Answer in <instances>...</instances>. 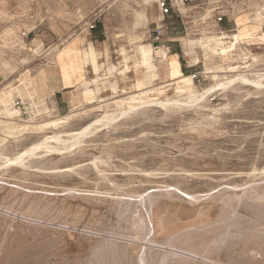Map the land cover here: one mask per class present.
Returning a JSON list of instances; mask_svg holds the SVG:
<instances>
[{
    "label": "rangeland",
    "instance_id": "1",
    "mask_svg": "<svg viewBox=\"0 0 264 264\" xmlns=\"http://www.w3.org/2000/svg\"><path fill=\"white\" fill-rule=\"evenodd\" d=\"M138 2L0 0V93L9 95L0 106V264H264V87L216 88L194 107L136 102L73 147L65 135L117 116L124 107L113 103L136 94L137 80L148 90L168 85L160 55L148 76L134 64L141 43L177 54L197 93L215 86L216 68L240 67L218 74L221 81L264 74V0H185V15L160 0L169 8L163 16L160 3L142 4L149 21L135 30ZM96 23L100 31L91 32ZM222 33L239 41L225 59L200 44ZM84 47L107 60L87 64ZM94 74L114 89L88 105L91 90L80 85ZM68 79L77 82L62 88ZM153 99L178 98L167 86L139 103ZM12 113L19 116L9 135ZM67 115L65 124L32 127ZM23 125L30 128L21 134ZM53 133L70 142L50 141L55 153L42 146L5 166Z\"/></svg>",
    "mask_w": 264,
    "mask_h": 264
},
{
    "label": "bare ground",
    "instance_id": "2",
    "mask_svg": "<svg viewBox=\"0 0 264 264\" xmlns=\"http://www.w3.org/2000/svg\"><path fill=\"white\" fill-rule=\"evenodd\" d=\"M141 1H142L141 3H139V2L137 3L138 9L133 10V12L131 13V15H132L131 16L132 17V27L135 30L144 29L147 26L148 21H149L148 15H147L146 11L144 10V7L142 6V4L145 5V4H151L152 3L155 6H157V9L159 10L160 0H141ZM172 2H173V6L178 11H180L183 15L186 14L187 8H186L185 4L182 3L181 0H172ZM161 21H162V18L160 17V14H159L157 17V22L160 23ZM191 42L192 41H189V42L186 41L184 50L182 52L183 55L185 57H188V58H190V56L192 54L190 49H188V45H190ZM238 42H239L238 36L228 35V34L222 33L220 36L206 37V38H204V41L200 42V44L206 52H210L212 55H216V56H219V57L225 59V58H228V56H231V54L236 51V45ZM82 53L84 54V56L86 58L90 59L89 62L87 63L89 65L92 64V61H91L92 57L93 58L95 57V59L97 61L102 60L103 58L106 59V56L104 54H102L100 52L96 53L91 48H85L84 47L82 50ZM154 55L155 56L160 55L162 57V61L166 67V76L168 79V85L164 86L163 89L148 90V89H146V87L145 88L143 87L145 84L142 83L141 80H137V83L134 86L136 94H134L133 96H130L124 100L115 101L113 103L115 105V107H118V108L124 107V109L118 110L119 113L117 116L108 117L105 114L101 118L96 119L93 122H91L87 127L82 129L81 131L75 132V133L65 134L67 136H71V139H72L71 141H73V143L71 145L72 147L78 144L79 138L82 137L91 127L98 125V124L103 125V124L112 123L115 119H118V117H124V116L128 115L130 112L134 111L135 109L132 106V104L136 103V102L138 104H140V105H138L140 107H142L143 105H150V104L158 105L160 107H166V106L173 105V104H180V105L187 106V107H194L198 103L203 101L204 98L210 93V91H212L216 88L224 90L228 86H230L234 83H240V84H244V85L249 84L254 88L260 87V89L264 87V85L261 82V80L264 78V74L259 75L256 80H252V81L248 80L245 77V75L241 74V73H238L237 75H235L231 79H227L226 81L219 80V78H221V77L218 74H226V73L234 72L235 70L240 68L238 66H228L226 69L216 68L215 73H213L214 79L216 80L215 86L213 88L205 90L202 93H199V92L197 93L194 91V85L195 84L193 83V79H192L193 77L188 76V75H184L182 73L180 62L178 60V56L173 55V54L168 55V49L165 47H161V48H158L157 50H154L149 45H146L143 43L139 44L135 48L134 64L136 65V67H139L143 71H145L146 72L145 74L148 76V75H150V73H149V71L147 72V70L150 68V64H151V61L153 60ZM211 60H212V58H211ZM126 61L127 60H125V63H123L124 65H123V69L120 71L121 73L128 69L125 66ZM74 65H75L74 68L76 70H78L81 66L80 60L78 59V62ZM109 69L111 70L110 72H112L115 70V67L111 66ZM208 74H211V72ZM102 77L100 75L94 74L93 78H89L87 81H85V79H84V80H82L81 85L79 84L81 86V88H83L84 90H86V91L88 89L91 90V93H89L84 98V101H83L84 103H86L88 105L95 103V98L98 97L100 90L102 88H105L107 85L111 86L112 90L114 89V87H112V85L108 81V76L106 77V74H105ZM75 82H77V80L74 81V80L68 79L67 81L64 82V84H61L60 86L62 88H65V89L71 88L70 85L74 84ZM167 86H174V92L178 98L175 102H170L167 99H163L162 101H160L159 99H157V101L155 99H153V101H148L144 104L139 103L143 99H149V95L152 93H155L156 96L163 94L165 91V87H167ZM53 89H54V87L52 86L50 88V91H52ZM8 101H9V95L5 92H1L0 93V106L1 107L6 106L8 104ZM69 105L73 108L77 107V104H75L74 99H71L69 101ZM73 113L74 112L71 111L70 115H72ZM16 114H13V113L10 114V116H11V119L9 120L10 125L6 127L9 135H11L12 132L16 128V127H12L13 125L16 124L15 118H17L19 116L18 113H16ZM69 116L67 115L65 117H58L56 119L50 120V121L42 123V124H37V125H34L32 127L36 126V128H40V129L43 127H50V128L56 127L58 125L65 124L66 120L69 118ZM21 128L22 129L19 132L25 133L26 131L29 130L30 127H29V125H23V126H21ZM6 129H4V130H6ZM41 130H43V129H41ZM61 135H62L61 133H53L52 135L44 137L43 143L37 144V145L31 147L30 149L23 151L18 157H15L13 159H7V160L5 159V161H6L5 166H7V165H22L24 157L34 156L35 155L34 152L37 149H40V147H42V146H46V147H44V149L47 152H54L55 153L56 151H58L54 148L55 146L49 147V146H47V144L50 141L57 143V144H59V143L66 144L69 140L68 141L63 140ZM0 159H2L1 155H0Z\"/></svg>",
    "mask_w": 264,
    "mask_h": 264
},
{
    "label": "built area",
    "instance_id": "3",
    "mask_svg": "<svg viewBox=\"0 0 264 264\" xmlns=\"http://www.w3.org/2000/svg\"><path fill=\"white\" fill-rule=\"evenodd\" d=\"M182 1V3L184 4V2H185V0H181ZM166 6H165V3L164 2H162V3H160V12L162 13V16L164 15V14H168V12H169V8H165ZM161 29L159 28V27H157L156 26V32H157V35H160L161 34ZM156 40H158L159 39V36H156V38H155Z\"/></svg>",
    "mask_w": 264,
    "mask_h": 264
},
{
    "label": "crops",
    "instance_id": "4",
    "mask_svg": "<svg viewBox=\"0 0 264 264\" xmlns=\"http://www.w3.org/2000/svg\"><path fill=\"white\" fill-rule=\"evenodd\" d=\"M172 1V0H171ZM172 7H173V2H172ZM94 26L95 25H92L90 28H91V32H95V31H97V30H93L94 29ZM93 28V29H92ZM98 31H100L99 29H98ZM99 34V33H98ZM99 37V36H98ZM100 37L102 38V33H100ZM95 39H96V37H94ZM93 38V39H94ZM181 46H182V44H181ZM170 54H172V53H170ZM175 55H177V54H175ZM178 56V55H177ZM179 60V59H178ZM181 66V65H180Z\"/></svg>",
    "mask_w": 264,
    "mask_h": 264
},
{
    "label": "trees",
    "instance_id": "5",
    "mask_svg": "<svg viewBox=\"0 0 264 264\" xmlns=\"http://www.w3.org/2000/svg\"><path fill=\"white\" fill-rule=\"evenodd\" d=\"M92 29H93V28H92ZM98 29L100 30V29H101V26H100L99 23H96L95 26H94V29H93V30H98ZM98 40H102V38L99 36V37H98ZM180 65H181V62H180Z\"/></svg>",
    "mask_w": 264,
    "mask_h": 264
}]
</instances>
